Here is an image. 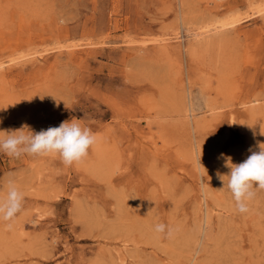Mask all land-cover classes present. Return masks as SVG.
<instances>
[{
	"label": "rangeland",
	"instance_id": "1",
	"mask_svg": "<svg viewBox=\"0 0 264 264\" xmlns=\"http://www.w3.org/2000/svg\"><path fill=\"white\" fill-rule=\"evenodd\" d=\"M0 63V136H96L0 153V264H264V190L240 213L218 177L264 148V0H0Z\"/></svg>",
	"mask_w": 264,
	"mask_h": 264
},
{
	"label": "clouds",
	"instance_id": "2",
	"mask_svg": "<svg viewBox=\"0 0 264 264\" xmlns=\"http://www.w3.org/2000/svg\"><path fill=\"white\" fill-rule=\"evenodd\" d=\"M95 142L96 136L89 128L81 127L71 120L39 132H33L27 125H22L19 129L7 131L6 135L0 136V153L15 158L24 154L53 155L58 156L65 166H71L86 157ZM250 153L240 163H232L230 157H224L221 153L229 171L226 175L218 174V177L223 187L226 185L236 210L240 213L248 211L247 201L254 197V188L264 190V148L259 147V151L250 149ZM0 187L4 188V194L0 196V221H11L20 212L24 196L12 179L0 182ZM166 229L170 236L172 229L165 224L157 223L154 227L157 233H165Z\"/></svg>",
	"mask_w": 264,
	"mask_h": 264
},
{
	"label": "bare ground",
	"instance_id": "3",
	"mask_svg": "<svg viewBox=\"0 0 264 264\" xmlns=\"http://www.w3.org/2000/svg\"><path fill=\"white\" fill-rule=\"evenodd\" d=\"M238 21H240V18H235V19H233L232 21H229L231 24H236L237 25V23H238ZM215 23H216V25L217 24H219V23H221V20H220V22L218 23V22H216L215 21ZM225 23H227L226 21H225ZM221 26H223L224 25V22L222 23V24H220ZM229 26H231V25H229ZM222 28H225V27H222ZM199 29V28H198ZM220 28H218V30H219ZM212 32V31H211ZM217 32V31H216ZM203 33V30L202 31H199V32H197V33H195L196 34V36L197 35H200V34H202ZM208 33V32H207ZM204 35L206 34V33H203ZM202 36V35H201ZM201 36H197L196 38L198 39V37H201ZM163 38H161L160 40H162ZM191 39H192V37H191ZM193 39H194V37H193ZM164 40V39H163ZM199 41V40H198ZM163 42V41H162ZM165 42V41H164ZM44 50H46V49H44ZM1 64V63H0Z\"/></svg>",
	"mask_w": 264,
	"mask_h": 264
}]
</instances>
